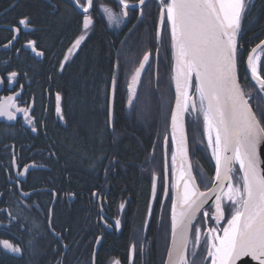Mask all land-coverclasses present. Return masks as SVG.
<instances>
[{"label": "snow or ice", "instance_id": "1", "mask_svg": "<svg viewBox=\"0 0 264 264\" xmlns=\"http://www.w3.org/2000/svg\"><path fill=\"white\" fill-rule=\"evenodd\" d=\"M82 17L78 21L81 26L80 34L75 38L68 54L64 56L67 62L69 55L78 49L88 33L94 27L93 10L98 7L109 24L117 26L125 22L130 11H139L137 21L142 22L145 8L150 0H116L120 11L116 12L106 4H96V0H71ZM158 17L155 38L159 45L163 41L165 32L170 34V49L173 65L171 81L174 82V105L164 108L161 105V115L167 122L170 116L171 141L164 136L165 172L163 176L165 197L171 199V243L167 248V259L164 264H196L203 239L202 261L207 264H243L242 258L251 257L256 264H264V108L257 104L259 116L253 110L250 100L256 99L251 92H246L240 83L239 66L245 64V79L255 82L253 87L259 94V100L264 101V75L261 74V54H264V40H260L248 52L246 60L243 45L238 37L242 34L241 22L249 10L250 0H157ZM7 11V9H5ZM30 17H22L13 26L12 40H17L22 29L30 26ZM135 25L133 26V28ZM129 31H132L130 29ZM25 47L31 49L35 56L42 57L44 52L37 49L36 42L28 40ZM7 47V45H5ZM19 51V49H17ZM159 53V47L157 48ZM152 53L145 51L139 66L134 69L127 83V105L137 112L139 119L148 120L152 117L150 101L141 99L138 88L141 86L142 73L151 69ZM64 64L61 63V70ZM13 71L7 76L0 77V83L5 80L11 82L17 77ZM111 95L115 98L117 77L113 73L111 78ZM19 94L8 96L0 102V116L7 120L17 119L21 113L28 125L34 126V119L30 117V107H18L16 99ZM61 96L56 94V112L63 119L60 108ZM139 106V107H138ZM195 113L197 119L202 117L203 136L206 137V148L211 150V158L215 161L214 176L209 178L198 165L194 166L189 159V146L185 134L184 116ZM106 126L115 133L114 114L108 109ZM203 143L204 141L201 140ZM7 147V146H6ZM155 147V146H154ZM171 148L170 173L173 181L168 186L169 165L167 152ZM50 155H55L50 153ZM105 157L98 158L102 165ZM118 160L112 158L104 166L105 174ZM12 164H16L13 157ZM97 166V161L92 162ZM238 166V167H237ZM35 162L23 166V171L15 173L16 177L26 176L34 168ZM194 167L196 172L194 173ZM199 177V183L197 178ZM9 179H15L9 176ZM156 173L153 172V196L156 195ZM17 186L19 180H15ZM205 186L201 190L200 185ZM3 194H0L2 196ZM21 198L30 197L33 193L20 190ZM55 196V193H53ZM93 197L101 198L100 193L93 192ZM211 201V203H209ZM205 205L213 211L205 209ZM32 205H28L31 207ZM39 208V204L35 205ZM103 203L100 205V220L107 227V219L103 215ZM120 209L124 208L122 203ZM163 207V205H162ZM0 213L6 214L7 224L0 221V226L10 229L13 222H20L18 215L10 209L0 208ZM227 213V216H226ZM151 215V208L149 209ZM206 222L209 218L215 225L201 231L198 220ZM27 219V218H25ZM47 231L57 239L62 240L60 233L55 231L52 210L46 213ZM226 219V224L219 227ZM115 227L121 226V221L115 219ZM147 226V222L146 225ZM23 228V225H21ZM41 225H33L28 229L32 238L25 243L28 250L35 253L36 241L40 237ZM194 238L192 258L188 256V245ZM23 237L13 239L0 238V251L4 255L22 256L25 247L21 246ZM102 237H96L99 245ZM63 247L67 249L68 245ZM141 254L144 245H139ZM137 251V244L130 246V252ZM58 264H63L59 261ZM92 264H95V252ZM111 264H121L113 260Z\"/></svg>", "mask_w": 264, "mask_h": 264}, {"label": "trees", "instance_id": "2", "mask_svg": "<svg viewBox=\"0 0 264 264\" xmlns=\"http://www.w3.org/2000/svg\"><path fill=\"white\" fill-rule=\"evenodd\" d=\"M115 11V3L110 0H100ZM135 3L136 0H130ZM158 4L150 2L145 8L142 22L135 29H113L103 15L96 8L94 13V27L89 32L74 57L63 69L58 72L59 64L65 50L80 34L81 26L78 23L81 16L67 0H54L49 5L42 0H0V13L5 12L2 19L14 23L17 18L30 17L32 25L37 27L35 39L38 47L44 52L43 63L20 54V58L12 63V67L22 73L26 71L35 87V95L40 107L45 104V91H55L61 96L60 108L63 119L55 122L52 116V103H49L48 121L45 124V139L52 146L56 162L50 173L48 185L55 187L60 196L67 193L76 195L77 203L70 209L57 202L54 209V227L61 233L67 229L70 235L85 232L87 228L86 200L92 191L100 190L101 186L108 185L107 197L111 203L122 197L129 199L130 211L137 226H142L147 207L148 181L139 175L137 167L146 166L150 152L168 129L167 122L161 115V105H169L167 91L171 84L165 78L171 74V67L161 64L158 67L157 80L154 83L153 73L143 76L138 92L141 99L150 101L152 117L148 120L137 118V112L132 110L126 113L127 83L145 51L152 53L157 48L155 33L157 29ZM7 9V11H5ZM136 12L131 13L130 21H136ZM242 34L238 37L243 45L244 58L251 48L260 40H264V0H250L249 10L241 22ZM7 34L0 36L3 41ZM169 34L164 33V39L159 44V55L168 58ZM168 51V52H167ZM14 51H12L13 55ZM164 58V57H163ZM164 58V59H166ZM261 66L264 69V54H261ZM152 72V71H151ZM113 73L117 77V90L113 102L115 133L106 126L109 109L110 83ZM240 83L246 92H251L256 99L250 100L253 110L259 116L257 104L264 108V101L259 100V94L249 79H245V64L239 66ZM264 75V70L261 72ZM139 107V106H138ZM135 112L136 114H133ZM195 121V122H194ZM186 125L190 158L194 166L198 165L211 178L214 176V164L209 157L203 136L202 122L197 119ZM201 140L204 142L202 143ZM46 143L44 145L46 147ZM155 153V151H154ZM155 155V154H154ZM105 157L102 165L98 158ZM115 158V164L105 174L104 166ZM97 166L92 167V162ZM104 177L106 179H104ZM47 197V196H46ZM45 214L49 198L44 199ZM136 214V215H135ZM135 215V217H134ZM46 221V215L44 223ZM128 224L119 236L107 235L105 243L97 252L96 264H104L110 256L120 257L125 263L128 244ZM46 228V227H44ZM154 230L150 225L149 230ZM46 232V229H45ZM70 238H67V240ZM158 237H157V239ZM53 241L50 249L48 243ZM93 241L91 244H93ZM42 252L55 258L61 253V247L47 234L42 238ZM55 244V247H52ZM157 243L150 250V256L144 261L135 259L133 264H161L162 247ZM56 249V254L51 250ZM29 251V250H28ZM31 252V251H29ZM33 254V252H31ZM36 247L35 253L36 257ZM56 255V256H55ZM7 261L0 256V263ZM37 259H30L29 264H35ZM11 264H25L22 261H10Z\"/></svg>", "mask_w": 264, "mask_h": 264}, {"label": "flooded vegetation", "instance_id": "3", "mask_svg": "<svg viewBox=\"0 0 264 264\" xmlns=\"http://www.w3.org/2000/svg\"><path fill=\"white\" fill-rule=\"evenodd\" d=\"M43 2L53 5L54 0H42ZM73 7V3L71 0H67ZM83 2V0H81ZM101 3L100 0H96V4L98 5ZM105 4V3H104ZM117 6V5H116ZM118 7V6H117ZM119 8V7H118ZM117 8V9H118ZM75 9V7H74ZM113 9V8H112ZM76 10V9H75ZM114 10V9H113ZM96 11L100 15L103 13L96 7ZM115 11V10H114ZM136 12V16L139 15V11H130L129 17L125 18V22L121 24L120 30L126 28L127 29H135L136 26L140 21H134L131 23L130 16L132 13ZM79 13V12H78ZM94 15V13H92ZM5 15V12L0 13V36L7 34L8 37L3 41L0 39V77L7 76L10 72H17V77L15 80L11 82L5 80L3 83H0V102H4L5 98L8 96H13L15 94H19L18 98L16 99V105L18 107H30L34 109L30 111L29 115L31 118L34 119V126L36 127V131L33 132L31 129L33 125H28L25 122V119L21 113H17V119L15 120H7L6 117L0 116V208H7L10 209L13 214H16L20 218V222H13L10 229H4L0 226V238L2 239H13V237H23V241H21V246L25 247V251L22 256H17L13 254L4 255L2 251H0V256L4 257V263L0 264H11L10 261H22L25 264H29L30 259H37L35 264H58L59 261H63V264H92L93 254L95 252V264H96V256L99 248L101 245L105 243V238L107 235L115 234L119 236L124 228L128 224V244H127V254L125 263L121 260L120 257L117 256H110L106 259L104 264H111L113 260H119L121 264H133L135 259H140L142 261L146 260L148 256H150V250L155 247V245L159 242L161 243L162 249V263L166 259L167 255V248L170 245V226H171V199L165 197L163 194L164 189V136H169V141H171L170 136V118L167 131L163 134V136H157V142H155V147L153 146L149 161L147 162L146 166L137 167V171L139 175L144 176L147 178L148 181V195H147V207L146 212L144 214L143 223L141 229L133 219V215H131L130 211L128 210L129 199H123L122 197L118 198L114 204L111 206V203L107 197L109 187L108 185L101 186L100 190H94L93 192L100 193L101 198L98 199L97 197H93L92 193L90 197L85 202V207L87 209V228L85 232L76 233L70 235L67 233V229L61 233V229L59 231L55 230L57 233H60L62 236L61 239L54 238L48 231H47V219L44 223L45 218V198H49L47 201L46 206V213L48 209H51V206L54 202L52 207V219L54 222V209L57 202L61 205L67 207V209L71 210V207L77 203V198L75 194L67 193L66 195H62L59 197L60 192H57L55 187L48 185L50 182V173L53 169V164L56 162V155H50V153H54L52 146L47 144V140L45 139V124L44 121H48L47 117L49 114V103H52V116L55 122H59L58 114L56 112V92L53 91L50 93L45 91V104L40 107L37 102V97L35 95V87L32 86V80L30 79L28 73L22 70V73L18 71L16 68H13L11 65L18 58H20V54L22 56L25 55L26 57L33 58L39 63H43L44 56L38 57L31 51L30 48L25 47L28 40H33L36 42L37 49L42 51L37 44V40L35 39V33L37 32V27L30 23V26L27 29H22L21 33L17 40H13L11 44L9 41L12 40L14 35L12 31L13 26L19 27L16 24V21L12 23L6 21L5 18L2 19ZM104 16V15H103ZM94 18V16H93ZM135 27L133 28V26ZM89 35V33H88ZM87 35V36H88ZM164 39V36H163ZM7 45V47H5ZM159 45L157 44V48ZM157 48L152 53V60H151V69H149L148 73H153L154 76V83L157 80V72L158 67L161 64L165 66L169 65L172 70V55L170 49V40L168 41V49L169 55H164L166 50L162 48L163 55L161 56V61L159 62L160 55L157 53ZM19 49V51H17ZM69 48L65 50L67 52ZM12 51H14L12 55ZM43 52V51H42ZM168 52V51H167ZM65 56V53H64ZM62 57L58 72L61 70V62L64 58ZM166 59H164V58ZM139 64V63H138ZM138 66V65H137ZM152 71V72H151ZM145 72L143 76L147 73ZM60 73V72H59ZM143 79V77H142ZM142 81V80H141ZM111 89V87H110ZM127 89V88H126ZM110 95V93H109ZM167 98L172 101L171 106L174 102V87L173 83L171 84V90L167 91ZM114 102V101H113ZM126 113L129 114L131 109L125 103ZM133 114H136L133 112ZM195 113H186L185 115V123L193 122L196 120ZM195 122V121H194ZM111 131V130H110ZM187 133V129H186ZM188 139V137H187ZM46 143V147L44 145ZM7 146V147H6ZM155 151V153H154ZM155 154V155H154ZM13 157L16 158V164H12ZM190 157V154H189ZM191 160V158H190ZM35 162L37 165H40L38 168L31 169L26 176L16 177L15 173L18 171H23V166L26 164H31ZM192 162V160H191ZM167 163L169 165V175H168V186L173 181V177L170 173V163H171V148L167 152ZM193 163V162H192ZM194 165V164H193ZM153 172L156 173L157 179L155 180L156 184V195L153 198L151 216H150V223L148 226L147 231H144L145 224L147 221V216L149 212V207L152 200V193H153ZM196 172V168L194 167V173ZM15 177V179H9V176ZM47 178L48 182H44V179ZM104 179H106L104 177ZM15 180L20 181V185L17 186ZM197 182L199 183V177L197 178ZM201 190H205L204 185H200ZM24 192L33 193L30 197L21 198L20 190ZM55 193V196L53 195ZM47 196V197H46ZM103 203V215L105 219H107L108 224L112 225V227H107L104 225L103 221L100 220V205ZM124 204V208L120 209V205ZM39 204V208L35 205ZM28 205H32L28 207ZM163 205V207H162ZM209 212L213 211V209L209 208L208 206L205 208ZM136 215V214H135ZM134 215V217H135ZM227 216V213H226ZM132 222H130V218ZM27 218V219H25ZM136 218V217H135ZM8 217L6 214L0 213V221H3L4 224H7ZM115 219H119L121 221V226L119 229L115 227ZM169 224V230H164L165 225ZM194 223L201 224V231L204 232L207 228L212 227L215 225V221L209 218L206 222H203L199 219ZM41 225L40 228V237L36 241V257L33 256L31 252L28 251L24 242L32 238L31 234L28 232V229L33 228V225ZM226 224V219L220 222L219 227H223ZM23 225V228H21ZM150 225L153 226L154 230H149ZM46 227V228H44ZM46 229V232H45ZM47 234L51 237L52 240H56L61 247V253L58 255L56 254V249L52 248V252L56 254L55 258H52L49 254V251L46 253L42 252V238L44 235ZM102 237V241L95 250L96 246V237ZM158 237L159 241L156 240ZM67 238H70L67 240ZM93 244L91 242L93 241ZM53 241L48 243V248L50 249L51 244ZM136 243L137 244V251L135 253L130 252V246ZM144 245V252L141 254L139 250L140 244ZM194 238L190 240L188 245V256L189 259L192 258V252L194 250ZM203 239L201 240V247L196 249L199 255L196 258V264H207L206 261H202L201 256L203 255ZM64 244H67L68 247L65 249L63 247ZM50 246V247H49ZM55 247V244L52 246Z\"/></svg>", "mask_w": 264, "mask_h": 264}, {"label": "water", "instance_id": "4", "mask_svg": "<svg viewBox=\"0 0 264 264\" xmlns=\"http://www.w3.org/2000/svg\"><path fill=\"white\" fill-rule=\"evenodd\" d=\"M150 1H157V0H150ZM112 2H114L115 4H117V2H116V0H112ZM74 5V4H73ZM118 5V4H117ZM75 7V6H74ZM75 9H76V11L77 12H80V9L79 8H77V7H75ZM78 51V50H77ZM171 54H172V52H171ZM172 65H173V59H172ZM139 66V65H138ZM143 74L144 73H142V76H143ZM142 76H141V79H142ZM130 80V79H129ZM249 81L251 82V84L252 85H254L255 84V82L254 81H252L251 79H249ZM173 85H174V82H173ZM174 87V86H173ZM256 89V88H255ZM174 99H175V87H174ZM113 101H114V99H113V97H112V95H111V89H110V95H109V107H111L112 108V110H113ZM173 105H174V102H173ZM186 115V114H185ZM184 125H185V116H184ZM169 130H170V136H171V129H170V125H169ZM185 134H186V137H187V133H186V125H185ZM187 142H188V139H187ZM189 159H190V157H189ZM261 159H262V161H264V156H262L261 157ZM165 163H166V158H165V149H164V167H165ZM214 165H215V161H214ZM262 166H264V165H262ZM238 167V166H237ZM214 172H215V167H214ZM153 198H154V196H153V193H152V200H151V204H150V207H149V209L151 208V210H152V204H153ZM209 203H211V201L209 202ZM54 204V203H53ZM208 205H205V208L207 207ZM150 216L151 215H149V212H148V216H147V226H145V228H144V231L146 232L147 231V229H148V226H149V223H150ZM146 225V224H145ZM170 243H171V235H170ZM170 246V245H169ZM96 248H97V244H96V246H95V250H96ZM166 259H167V255H166ZM165 259V260H166ZM242 261H243V264H256V262L255 261H253L252 259H251V257H244V258H242ZM238 264H241V262H239L238 261Z\"/></svg>", "mask_w": 264, "mask_h": 264}, {"label": "rangeland", "instance_id": "5", "mask_svg": "<svg viewBox=\"0 0 264 264\" xmlns=\"http://www.w3.org/2000/svg\"><path fill=\"white\" fill-rule=\"evenodd\" d=\"M157 4V3H156ZM106 18V17H105ZM107 20V19H106ZM111 25V27L113 28V29H117V30H119V28H120V26H121V24L120 25H116V24H110ZM87 37V36H86ZM86 39V38H85ZM84 42V41H83ZM82 42V43H83ZM82 45V44H81ZM71 47V46H70ZM69 47V48H70ZM79 49V48H78ZM78 49H75L74 51H73V53L72 54H70L69 55V59H68V61L67 62H64V58H63V60H62V62L61 63H63L64 65H66L69 61H71V59L74 57V55L76 54V52H77V50ZM68 54V50H67V52L65 53V55H67ZM166 80H168V81H166L168 84L170 83V84H172L173 82L171 81V74L169 75V76H167L166 78H165ZM142 82V81H141ZM169 100V99H168ZM171 104H172V101L171 100H169V105L167 106V108H170L171 107ZM201 121L202 122V117L201 118H199V119H197V122L198 121ZM202 128H203V124H202ZM204 140H205V146H206V137H204ZM207 149V152H208V154H209V157H210V159H211V161H212V164H214V160L211 158V150L210 149H208V148H206ZM165 225V228H164V230H169V224H164Z\"/></svg>", "mask_w": 264, "mask_h": 264}, {"label": "bare ground", "instance_id": "6", "mask_svg": "<svg viewBox=\"0 0 264 264\" xmlns=\"http://www.w3.org/2000/svg\"><path fill=\"white\" fill-rule=\"evenodd\" d=\"M110 1H112V0H110ZM113 3H114V2H113ZM118 9L120 10V8H118ZM116 12H119V11L117 10ZM59 72H60V70H59ZM110 86H111V83H110ZM137 118H138V117H137ZM147 164H148V163H147ZM53 203H54V202H53ZM53 205H54V204H52L51 209H52ZM28 239H30V237H29Z\"/></svg>", "mask_w": 264, "mask_h": 264}]
</instances>
